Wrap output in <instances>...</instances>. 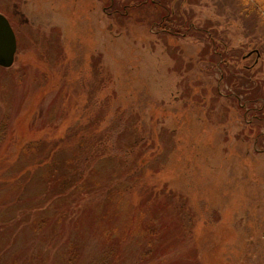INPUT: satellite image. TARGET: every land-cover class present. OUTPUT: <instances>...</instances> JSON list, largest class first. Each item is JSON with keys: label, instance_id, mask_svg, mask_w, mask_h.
<instances>
[{"label": "rangeland", "instance_id": "rangeland-1", "mask_svg": "<svg viewBox=\"0 0 264 264\" xmlns=\"http://www.w3.org/2000/svg\"><path fill=\"white\" fill-rule=\"evenodd\" d=\"M259 8L0 0V264H264Z\"/></svg>", "mask_w": 264, "mask_h": 264}, {"label": "water", "instance_id": "water-1", "mask_svg": "<svg viewBox=\"0 0 264 264\" xmlns=\"http://www.w3.org/2000/svg\"><path fill=\"white\" fill-rule=\"evenodd\" d=\"M15 52V33L8 19L0 13V67H10L14 62Z\"/></svg>", "mask_w": 264, "mask_h": 264}, {"label": "trees", "instance_id": "trees-1", "mask_svg": "<svg viewBox=\"0 0 264 264\" xmlns=\"http://www.w3.org/2000/svg\"><path fill=\"white\" fill-rule=\"evenodd\" d=\"M248 2H251V3H253V4H257L260 8V11H263V13H264V0H247ZM222 59V58H221ZM220 58L216 61V62H219L220 60H221ZM236 98H237V100H239L238 98H239V96H236ZM256 97H246L245 98V102H254L253 100H256L255 99ZM243 104H241V106H242ZM246 104H244L243 105V108H244V106H245ZM246 107V106H245ZM247 111V110H246Z\"/></svg>", "mask_w": 264, "mask_h": 264}]
</instances>
